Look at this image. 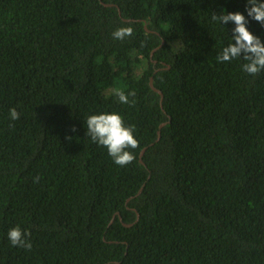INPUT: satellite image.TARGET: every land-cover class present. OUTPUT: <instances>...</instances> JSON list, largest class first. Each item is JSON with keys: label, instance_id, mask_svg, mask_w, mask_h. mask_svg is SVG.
Here are the masks:
<instances>
[{"label": "trees", "instance_id": "trees-1", "mask_svg": "<svg viewBox=\"0 0 264 264\" xmlns=\"http://www.w3.org/2000/svg\"><path fill=\"white\" fill-rule=\"evenodd\" d=\"M246 6L0 0V264H264V71L218 63L234 24L211 20L240 12L264 42ZM100 113L134 125L132 163L86 135Z\"/></svg>", "mask_w": 264, "mask_h": 264}, {"label": "clouds", "instance_id": "clouds-1", "mask_svg": "<svg viewBox=\"0 0 264 264\" xmlns=\"http://www.w3.org/2000/svg\"><path fill=\"white\" fill-rule=\"evenodd\" d=\"M247 5L245 9L247 16L264 27V2L247 0ZM211 20L221 25L234 24L231 42L223 47L216 57L218 63L242 58L246 61L242 64V69L249 75L256 76L264 71V42L247 29L248 20L243 14L240 12L225 13L221 10L219 15L212 14ZM132 32L131 27H121L116 29L112 36L115 40H124L131 36ZM113 93L119 103L134 104V100L130 101L129 97H135V91L126 93L122 88H115ZM9 118L13 121L18 120L20 114L15 108H11ZM86 125V135L97 145L106 148L108 155L116 165L124 167L134 161L135 156L128 149L138 148L139 141L134 136V125L126 126L119 113L90 115L86 119ZM35 179L38 182L39 178ZM30 235V232L17 226L8 231L7 238L12 246L30 250L31 241L28 239Z\"/></svg>", "mask_w": 264, "mask_h": 264}, {"label": "water", "instance_id": "water-1", "mask_svg": "<svg viewBox=\"0 0 264 264\" xmlns=\"http://www.w3.org/2000/svg\"><path fill=\"white\" fill-rule=\"evenodd\" d=\"M104 6H106V7H108V6H112L111 4H103ZM118 13H119V11H118ZM144 29L146 30V32H149L147 29H146V27L144 26ZM151 55H152V53H151ZM156 71V70H155ZM149 86H150V88L154 91V92H156L159 96H160V101H161V99H162V93L159 91V90H157L154 86H153V83H152V78H150L149 79ZM164 124H160V126H159V128H161L162 126H163ZM159 135H160V133H159V131H158V133H157V139L159 138ZM144 151H145V148H143L142 150H141V152H140V154H139V157H141L143 154H144ZM140 163L141 164H143V162H142V160L140 159ZM139 193V192H138ZM124 226H130V225H125L124 224Z\"/></svg>", "mask_w": 264, "mask_h": 264}]
</instances>
